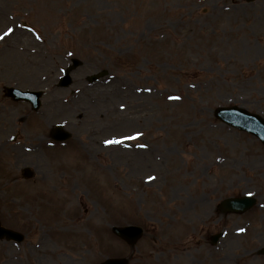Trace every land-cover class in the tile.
<instances>
[{"label": "rangeland", "instance_id": "rangeland-1", "mask_svg": "<svg viewBox=\"0 0 264 264\" xmlns=\"http://www.w3.org/2000/svg\"><path fill=\"white\" fill-rule=\"evenodd\" d=\"M4 86L43 90L41 108ZM0 105V217L26 235L0 241V264H264V145L214 114L264 117V0H0ZM243 194L253 209L221 211ZM126 224L148 228L134 248L111 231ZM194 226L225 236L203 245Z\"/></svg>", "mask_w": 264, "mask_h": 264}, {"label": "water", "instance_id": "water-1", "mask_svg": "<svg viewBox=\"0 0 264 264\" xmlns=\"http://www.w3.org/2000/svg\"><path fill=\"white\" fill-rule=\"evenodd\" d=\"M81 64V61L77 59H73V64L69 66L65 75L60 80V86H68L72 82L71 71L74 70L77 66ZM107 71L100 72L98 74L92 75L89 77L91 81L98 79L99 77L105 75ZM6 95L12 97L15 100H26L32 104L33 109H39L41 105V96L43 94L42 91H22L15 87H6ZM217 115L225 122L234 125L240 129L247 130L255 135H257L264 143V119L259 117L258 115L248 113L246 110L238 108V107H221L217 109ZM57 134H55L58 139L67 138V134H63L61 132L60 127L57 128ZM62 133V135L60 134ZM27 176H31V172L27 169ZM254 199L251 197H243L239 199H228L223 202V206L227 210L233 211H245L250 208L254 204ZM114 232L119 234L120 236L127 239L129 242H135L141 235V229L138 227H114ZM6 237L7 239H12L17 242L23 239V235L15 232L10 229H6L0 224V239ZM103 264H127L126 260L123 259H110Z\"/></svg>", "mask_w": 264, "mask_h": 264}, {"label": "bare ground", "instance_id": "bare-ground-1", "mask_svg": "<svg viewBox=\"0 0 264 264\" xmlns=\"http://www.w3.org/2000/svg\"><path fill=\"white\" fill-rule=\"evenodd\" d=\"M32 51H34V49ZM35 52H36V50H35ZM64 106H67V107H64ZM140 106H141L140 104H136L135 105V107L138 108V109H140ZM71 108H72V106L69 103H68V105H62V106H60V110H62L64 113H67V112L70 113V109ZM81 114H82V112H81ZM146 162L147 163H149V162L152 163L151 160H150V158L144 159V160L140 161V163H139L140 164V167H141V169L143 171L145 170V167H148V165L146 164ZM62 213L65 216H68L67 215L68 213L66 211H63ZM92 218H96L94 214L88 216V219H92ZM97 220H99L100 222H98L99 225L96 226L97 228H94L92 230L93 231V235L96 237L97 241L104 242L105 243L108 234H107L106 230L103 227L100 226L102 224L101 219L100 218H97ZM70 230H71L73 236L76 237L78 234H81L82 233L83 228L81 226H74V227H71Z\"/></svg>", "mask_w": 264, "mask_h": 264}, {"label": "flooded vegetation", "instance_id": "flooded-vegetation-1", "mask_svg": "<svg viewBox=\"0 0 264 264\" xmlns=\"http://www.w3.org/2000/svg\"><path fill=\"white\" fill-rule=\"evenodd\" d=\"M199 225H201V224H199ZM193 230L197 236V238H193V240H196V239L201 240L202 237H204L209 232V231H206V229L204 227H199V226L194 227ZM200 244H201V241H200Z\"/></svg>", "mask_w": 264, "mask_h": 264}]
</instances>
